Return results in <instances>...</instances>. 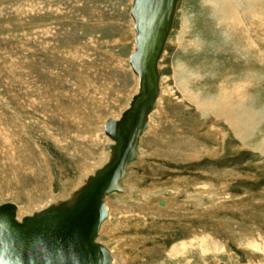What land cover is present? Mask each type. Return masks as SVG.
<instances>
[{"label": "rangeland", "instance_id": "1", "mask_svg": "<svg viewBox=\"0 0 264 264\" xmlns=\"http://www.w3.org/2000/svg\"><path fill=\"white\" fill-rule=\"evenodd\" d=\"M223 1H178L158 106L100 238L123 264H264V0ZM132 3L0 0V205L66 196L100 160L134 91Z\"/></svg>", "mask_w": 264, "mask_h": 264}, {"label": "water", "instance_id": "2", "mask_svg": "<svg viewBox=\"0 0 264 264\" xmlns=\"http://www.w3.org/2000/svg\"><path fill=\"white\" fill-rule=\"evenodd\" d=\"M178 0H133L134 50L129 64L138 77V91L117 120L108 118L104 132L107 161L67 199L16 219L11 202L0 205V264H110L105 247L96 241L102 198L118 190L125 163L136 158L135 147L155 106L157 62L171 29ZM100 219V218H99ZM34 243V244H33ZM33 244L31 248L23 245Z\"/></svg>", "mask_w": 264, "mask_h": 264}, {"label": "bare ground", "instance_id": "3", "mask_svg": "<svg viewBox=\"0 0 264 264\" xmlns=\"http://www.w3.org/2000/svg\"><path fill=\"white\" fill-rule=\"evenodd\" d=\"M179 1V0H178ZM226 1V0H225ZM211 2L212 3H214L216 6H217V8H223L222 6L224 5V1L223 0H211ZM246 2L248 3V6L249 7H252V8H254L255 6H256V2H257V0H246ZM133 4V3H132ZM177 4H178V2H177ZM237 7V6H236ZM176 9H177V6H176ZM175 12H176V10H175ZM174 16H175V14H174ZM131 18H132V16H131ZM173 20H174V18H173ZM132 22H133V30H134V20H133V18H132ZM173 24V23H172ZM171 28H172V26H171ZM132 30V31H133ZM170 31H171V29H170ZM170 31H169V33H170ZM134 36H135V30H134ZM168 36H169V34H168ZM168 36H167V39H168ZM167 39H166V41H165V44H166V42H167ZM134 42V41H133ZM134 45H135V43H134ZM164 47H165V45H164ZM163 51H164V48H163ZM163 51H162V53H163ZM162 53H161V55H162ZM160 58H161V56H160ZM160 58L158 59V62H157V70H158V74H159V61H160ZM129 63V62H128ZM130 65V64H129ZM130 69H131V71H132V68H131V66H130ZM133 72V71H132ZM134 73V72H133ZM134 76H135V86H134V91L133 92H131V94H130V96H129V98H128V101H126L127 103H126V105H125V107L122 109V111L118 114V116H116V117H111L112 119H114V120H117L119 117H120V115H121V113L128 107V104H129V101H130V99H131V97L134 95V94H136L137 93V91H138V77L134 74ZM160 74H159V82H158V94H157V97H156V99H155V106H154V108H153V110H155L156 108H157V106H158V98H159V95H160ZM197 103L196 104H198V105H200V111L202 110V106H201V104L198 102V100L196 101ZM152 110V111H153ZM151 111V112H152ZM150 112V113H151ZM149 113V114H150ZM149 114H148V116H147V125H146V128H145V130H143V132L140 134V136H139V139H138V143H137V145H136V147H135V153H136V148H137V146H138V144H139V141H140V139H141V137H142V135H144V133L147 131V129H148V127H149ZM106 122V121H105ZM105 124V123H104ZM101 129H102V127H101ZM103 129H104V127H103ZM105 133V132H104ZM106 135V134H105ZM107 136V135H106ZM107 139H108V141H109V143H107V144H110L111 142H112V140H111V138H109V136H107ZM107 141V142H108ZM106 145V144H105ZM104 145V146H105ZM104 146H103V149L101 150L102 152H101V156H100V160L98 161V162H96V163H94V164H92L89 168H88V170H86L85 172H83V174H82V178L80 179H78L79 181L77 182V184H76V186L74 187V189H72L73 191L72 192H74L75 190H77L78 188H80L83 184H84V182H85V180H86V178L89 176V175H91V174H93V172H94V170L95 169H97V168H99V167H101L106 161H107V159H108V156H109V153H108V151L107 150H105V148H104ZM260 149V151H261V153L262 154H264V140H263V142L260 144V147H259ZM137 159V153H136V158L134 159V160H130V161H127L126 163H125V171H124V174L121 176V178H120V180L118 181V190H113V191H111V192H109V193H106L104 196H103V198H102V213H101V215L99 216V218H97L98 220H99V225H98V230H97V236H96V241L99 243V244H101L103 247H105L106 249H107V251H108V253H109V256H110V264H123V258L122 259H120L119 258V254L120 255H123L124 254V252L126 251H122V249H123V246H122V244H115V245H111V244H109L108 242H104V241H101V234L104 232V231H106L107 229H108V227L110 226V223H111V220L113 221V219H114V216H112V214H113V209H115L116 208V204H114L115 203V201L114 200H111V198H110V196L111 195H117V194H119V193H121V192H125V190L123 189V188H121L120 187V183H121V181L123 180V178H124V176H125V172H126V169H127V167L131 164V163H133V161H135ZM91 164V163H90ZM87 169V168H86ZM85 170V169H84ZM82 173V172H81ZM72 192H70L68 195H66V196H62V197H60V198H57V199H50L48 202H46V203H44V204H41V205H35V206H33V207H20V206H18L17 204L15 205V211H16V219L17 220H19V221H21L22 220V218H24L25 216H32L35 212H39V211H41V210H43V209H46V208H48L49 207V205H51L52 203H54V202H56L57 200H64V199H67L69 196H70V194H72ZM207 192V191H206ZM225 192V191H224ZM210 193V192H209ZM170 194V193H169ZM168 194V195H169ZM198 194V193H197ZM171 195V194H170ZM209 197H211V194H207ZM152 196V195H151ZM203 196H205L204 194H203ZM137 199V198H136ZM142 199V198H141ZM138 200L137 201V205L139 204L142 208H144L145 206H144V202H145V200H143V199H146V196H144V198L142 199V200ZM210 199V198H209ZM212 199V198H211ZM148 201V200H147ZM164 201V200H163ZM193 201H194V198H193ZM221 201V200H220ZM192 202V201H191ZM222 202V201H221ZM194 203V202H193ZM192 203V204H193ZM14 204V203H13ZM135 204V203H134ZM219 204V203H218ZM122 205V204H121ZM124 205V204H123ZM143 205V206H142ZM216 205V204H215ZM220 205V204H219ZM22 206V205H21ZM26 206V205H25ZM139 206V207H140ZM119 207V206H118ZM131 207V206H130ZM206 207V206H205ZM125 208V207H124ZM127 208V207H126ZM125 208V209H126ZM129 208V207H128ZM166 208V207H165ZM122 210V209H121ZM120 210V211H121ZM137 210V209H136ZM140 210H141V208H140ZM115 211V210H114ZM126 211H127V209H126ZM206 211V210H205ZM215 211V210H214ZM132 212V211H131ZM136 212V211H135ZM124 213V212H123ZM125 213H127V212H125ZM133 214V213H132ZM135 214V213H134ZM131 215V214H130ZM139 215V214H138ZM126 216V215H125ZM129 216V215H128ZM127 216V218L129 219V217ZM133 216H135V215H133ZM122 217H123V215H122ZM122 225V224H121ZM134 225V224H133ZM132 225V226H133ZM108 226V227H107ZM128 226V225H127ZM131 226V227H132ZM126 227V226H125ZM136 228H137V226H136ZM157 228V227H156ZM110 231V230H109ZM133 231V230H132ZM131 235H133V234H131ZM131 235L129 236V237H131ZM110 236H112V235H110ZM114 236V235H113ZM121 236V235H120ZM125 236V235H124ZM134 238L135 237H137V236H133ZM125 238H126V236H125ZM133 238V239H134ZM114 239V238H113ZM195 239V238H194ZM207 239H212V238H207ZM132 241H134V240H132ZM259 241V240H258ZM122 242V241H121ZM247 242H252V240L250 239V240H247ZM120 243V242H119ZM209 243H212V242H209ZM262 243V242H261ZM34 244V243H33ZM33 244H27V245H23L24 246V248H31V246H33ZM213 244V243H212ZM215 244V243H214ZM130 246H126V247H124V248H129ZM177 248V247H176ZM133 249V248H132ZM124 250V249H123ZM133 251H136V249H133ZM132 251V252H133ZM126 253V252H125ZM137 253V252H136ZM193 255V254H192ZM132 256L131 255H129V254H127L126 255V258L127 259H129V258H131ZM133 257H135V254H133ZM184 257V256H183ZM188 257V256H187ZM188 259V258H187ZM189 259H191V257L189 258Z\"/></svg>", "mask_w": 264, "mask_h": 264}]
</instances>
